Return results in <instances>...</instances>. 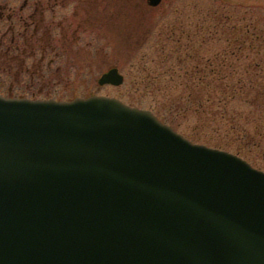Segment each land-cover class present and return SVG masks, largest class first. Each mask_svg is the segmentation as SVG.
Masks as SVG:
<instances>
[{
    "label": "water",
    "instance_id": "obj_1",
    "mask_svg": "<svg viewBox=\"0 0 264 264\" xmlns=\"http://www.w3.org/2000/svg\"><path fill=\"white\" fill-rule=\"evenodd\" d=\"M0 264H264V171L116 97L0 94Z\"/></svg>",
    "mask_w": 264,
    "mask_h": 264
},
{
    "label": "rangeland",
    "instance_id": "obj_2",
    "mask_svg": "<svg viewBox=\"0 0 264 264\" xmlns=\"http://www.w3.org/2000/svg\"><path fill=\"white\" fill-rule=\"evenodd\" d=\"M0 5V94L116 97L171 119L170 125L192 141L223 145L264 171V97L255 98V87L264 82V0H161L157 5L0 0ZM112 66L123 82L98 84ZM195 66L210 85L197 94L203 100L213 96L212 103L206 101L200 113L171 114L168 99L188 80L198 81L184 74ZM212 68L224 77L211 78ZM147 78L161 88L153 93ZM232 86L235 97L216 102Z\"/></svg>",
    "mask_w": 264,
    "mask_h": 264
},
{
    "label": "trees",
    "instance_id": "obj_3",
    "mask_svg": "<svg viewBox=\"0 0 264 264\" xmlns=\"http://www.w3.org/2000/svg\"><path fill=\"white\" fill-rule=\"evenodd\" d=\"M202 71H203L202 69H200L196 66L191 71L190 70L184 71V74L187 77H191L192 79L198 78V81L194 80L193 83H191L188 80L187 82H185L183 84L184 88L182 89V91H179L177 94H171L170 95L171 97L168 99L169 102L167 103V111L168 112L173 114L176 111V113H182L183 114L182 116H184L185 113H188V111L192 109L194 112L200 113V108H205V102L206 101H209L210 103H212L211 97H213V96L208 97L207 99L203 100L204 98L201 96V94H197L200 89L202 90L204 87H210V85L208 83H204L203 79L206 76V74L205 75L203 73L201 74ZM209 74L211 75V78H217L218 80L222 79L224 77L219 71H216L213 68L209 71ZM147 84H153V86L151 87V91L153 93L155 92V90L161 88V86L160 87L155 86L154 81L149 79V78H147ZM176 84H178V83H175L174 85H176ZM147 87H149V85H147ZM165 89L168 90V88H165ZM170 89H171V87L169 86V90ZM236 94H237V89L235 86H232L228 90V92L222 93V95L217 98L218 100H216V102L227 103L228 100L226 98L227 97L228 98H230V97L234 98ZM260 96L264 97V82H262L260 85H257L255 87V98L260 97ZM263 105L264 104L262 103V106ZM178 115H181V114H178ZM159 119H161L165 123H169L172 125L171 119L170 120H166L164 118H159ZM260 134H261V132H260ZM247 137L251 138L252 136H247ZM256 141L257 140H255L256 146L260 145V142L258 143ZM213 147L228 150V149H226L225 146L220 145V144L219 145H213Z\"/></svg>",
    "mask_w": 264,
    "mask_h": 264
},
{
    "label": "flooded vegetation",
    "instance_id": "obj_4",
    "mask_svg": "<svg viewBox=\"0 0 264 264\" xmlns=\"http://www.w3.org/2000/svg\"><path fill=\"white\" fill-rule=\"evenodd\" d=\"M23 1H24V3H25V2H27V0H23ZM23 6H24V4H22V6H21V7H23Z\"/></svg>",
    "mask_w": 264,
    "mask_h": 264
}]
</instances>
